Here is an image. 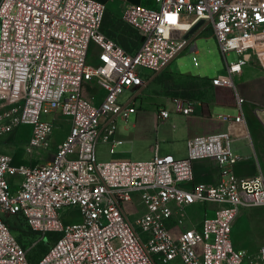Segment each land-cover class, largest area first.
Listing matches in <instances>:
<instances>
[{
  "label": "built area",
  "instance_id": "1",
  "mask_svg": "<svg viewBox=\"0 0 264 264\" xmlns=\"http://www.w3.org/2000/svg\"><path fill=\"white\" fill-rule=\"evenodd\" d=\"M106 11L97 0H0V264H264V246L240 252L231 239L244 209L264 208L263 174L237 177L241 156L232 147L249 135L235 78L254 62L264 74V0L129 4L121 21L138 39L130 50L104 31ZM207 31L226 58V74L210 83L235 93L239 114L217 117L229 130L189 138L185 158L156 146L148 160L99 162V143H110L111 153L122 143L120 122L135 127L131 117L149 84L139 69L151 82L186 50L197 53ZM231 54L237 59L228 62ZM86 85L104 91L100 102L83 96ZM172 104L184 116L195 112L192 101ZM22 126L29 159L56 144L48 160L15 165L3 151ZM204 159L222 171L218 183H194V162ZM196 204L201 220L190 213ZM64 209L78 210L82 221L64 224ZM11 216L29 238L20 239ZM45 239L52 245L32 263L30 245Z\"/></svg>",
  "mask_w": 264,
  "mask_h": 264
},
{
  "label": "crops",
  "instance_id": "2",
  "mask_svg": "<svg viewBox=\"0 0 264 264\" xmlns=\"http://www.w3.org/2000/svg\"><path fill=\"white\" fill-rule=\"evenodd\" d=\"M102 4L107 6V11L104 18L103 28L104 31L109 35L114 37L121 45L129 43L133 39V36L136 35L130 28L126 26L124 28L121 21V17L124 12V8L120 5L122 0H97ZM134 4L144 5L152 7L154 6V0H133ZM137 41V38H136ZM122 42V43H121ZM123 46V45H122ZM188 51V50H186ZM185 51V52H186ZM177 62V61H176ZM178 67V65H176ZM179 68V67H178ZM166 71L178 75L179 77L192 78V79H203L209 81L212 79H204L200 77H194L189 75H183L177 72H173L170 68ZM219 76V75H218ZM245 79V84L241 87L243 95L241 97L246 100V103L243 107L244 116L245 107L248 111H253L254 116L258 120L264 118V74L257 64V62L249 63L244 67L243 74L237 76L236 79ZM155 80V79H154ZM152 80V81H154ZM148 82L147 85L151 88L149 91L154 89L156 85L155 82ZM211 84V83H210ZM236 84V83H235ZM146 87V89H147ZM214 87V86H213ZM215 88V98L212 104H203L198 105L196 102L192 101L195 104V112L191 116H184L181 113L175 112V109L172 104V99L169 97H150L148 100L149 107L151 108L149 114L144 116L143 114H136L135 121H131L135 127H128L123 122L119 123V131L117 133L116 139L123 141L120 131H126L129 135H132L133 130L138 128V121L141 124L143 131L142 136L151 141V156L154 154L156 146L158 147V153L160 155H174L176 158H185L188 154V140L191 137L201 136V135H210L219 132L228 131L230 128V123L222 122L217 117L221 114L215 113L217 108H228V109H237L235 93L231 88L228 87H214ZM237 88V87H236ZM145 89V91H146ZM156 89V88H155ZM144 91V95H145ZM148 91V92H149ZM144 97V96H143ZM147 104L148 102L145 101ZM143 108V106H142ZM161 109H167L172 112L169 118L165 121L158 118V112ZM239 114L235 113L233 117ZM263 120V119H262ZM247 123V121H246ZM122 128V129H121ZM258 129V128H257ZM262 129V128H261ZM248 137H241L233 141L234 151L241 156V160L234 167V173L239 178H251L264 173L261 169V164L259 163L258 153L255 147L254 138L248 128ZM261 131V130H260ZM16 138L15 134L9 138L10 143ZM128 140V139H127ZM7 144V145H9ZM107 144L111 148L110 143H99ZM98 144V145H99ZM97 145V146H98ZM55 148L56 144H54ZM184 146L186 148L185 156L180 155V148ZM2 147V144H1ZM22 148V146L20 147ZM3 151L9 152L13 156V163L15 165L30 164L32 159H29L28 156L24 153L23 148L22 154L20 152L19 160L14 161V155L18 151L13 153L10 150H6L2 147ZM56 150V149H55ZM54 152V151H53ZM34 157H36L34 155ZM39 157H43L40 156ZM45 157V156H44ZM37 159H33V164L37 163ZM129 160V159H123ZM114 161V160H113ZM106 162V161H105ZM108 162V161H107ZM194 183H204V184H216L222 179V171L217 167L214 162L208 159L199 160L194 162ZM190 213L197 220H201L204 216V209L201 205L196 204L190 208ZM232 243L234 248L240 252L253 253L258 251L264 246V208H247L244 209L239 217L237 218L232 231ZM243 264H249L244 262Z\"/></svg>",
  "mask_w": 264,
  "mask_h": 264
},
{
  "label": "rangeland",
  "instance_id": "3",
  "mask_svg": "<svg viewBox=\"0 0 264 264\" xmlns=\"http://www.w3.org/2000/svg\"><path fill=\"white\" fill-rule=\"evenodd\" d=\"M129 4H134L133 0H122L120 2V5L123 7V9ZM122 26H124V24ZM124 28H126V26H124ZM190 35H192V33ZM196 45L198 48L197 53L190 51L183 52L169 65L173 72H177V70L179 69L180 74L200 77L204 79H214L218 75L226 74V58L221 53L218 43L210 31H207L202 36L197 38ZM124 46L129 49H134L136 46L135 36H133V39L130 40L129 43H126ZM236 59V54H231L227 57L228 62H233ZM176 65H178L179 68ZM139 72L140 77L143 80H145L146 82L150 81V74L148 71L140 68ZM152 82H155L156 84L154 86V89L149 91L151 85L148 86L145 91L144 97L142 98V100H139V104L142 103L141 105L143 106V108H141L138 113L143 114L144 116L149 114L151 110L148 105L150 102L148 99L150 97H169L171 99L182 98L188 101L192 100L198 105L212 104L215 98V88L210 84L209 81H205L203 79L197 80L192 78L179 77L178 75L170 73L169 71H165L161 76L157 77ZM235 83L238 93L240 95H243L241 87L244 86L245 79L237 78ZM82 94L84 97L97 103L100 102L104 97V91L96 85H86ZM131 94L132 92L130 91L126 92L120 97V101L124 102ZM145 101H147L148 103L146 104ZM246 107L245 115L247 125L248 128H250V132L254 138L255 147L259 157V163L261 164V169L264 173V118H262L263 120H258L254 117L256 116L255 113H253V111L255 112V110L252 109L253 111H248L246 110ZM172 112L173 111H171L170 113L171 115ZM215 113L224 116H233L235 113H238V111L235 109L217 108L215 110ZM135 118L136 115H133L131 117V121H135ZM44 119L51 120L52 116H44ZM59 128H61L60 125L58 126V129ZM120 132L121 134H123V141L121 144H118L114 148V153L110 152V147L107 144H99L96 147V157L99 162L123 159L148 160L151 158L150 145L152 143L147 138H144L142 136L143 131L139 121L138 128L133 130L134 133L132 135H129L126 131ZM28 134L29 127L22 126L16 131V138L11 142V144L7 145L5 141H3L2 147L6 150H10L11 153L18 149V151L14 155V161L19 160L20 152L22 154V148L20 147L25 143L24 141L27 139ZM233 147H235V145H233ZM55 149L56 148L53 145V147L48 151H36L34 155L36 156V158H43L42 160L46 161L51 157ZM180 152L181 154L177 156H185L187 154L186 148L184 146L180 148ZM39 155L43 157H39ZM3 218L6 217L3 216ZM61 218L66 225L80 223L82 221L81 214L76 209L62 210ZM8 220L9 224L14 228V231H16V234L20 235V239L22 241H24L25 238H29L30 233L28 228H26V225H24V223H22V221L19 220L18 217L11 216L8 218ZM52 243L53 240L45 239L42 241V243L39 244V246L30 245L29 253L31 262H37L38 259H40L41 256L49 249Z\"/></svg>",
  "mask_w": 264,
  "mask_h": 264
},
{
  "label": "trees",
  "instance_id": "4",
  "mask_svg": "<svg viewBox=\"0 0 264 264\" xmlns=\"http://www.w3.org/2000/svg\"><path fill=\"white\" fill-rule=\"evenodd\" d=\"M138 40V39H137ZM138 41H136V45H137ZM123 47L127 50H130L129 48H127L126 46L123 45Z\"/></svg>",
  "mask_w": 264,
  "mask_h": 264
},
{
  "label": "water",
  "instance_id": "5",
  "mask_svg": "<svg viewBox=\"0 0 264 264\" xmlns=\"http://www.w3.org/2000/svg\"><path fill=\"white\" fill-rule=\"evenodd\" d=\"M196 29V28H195ZM195 29L193 31H195Z\"/></svg>",
  "mask_w": 264,
  "mask_h": 264
}]
</instances>
